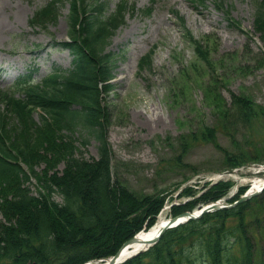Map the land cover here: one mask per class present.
I'll return each mask as SVG.
<instances>
[{"label": "trees", "instance_id": "1", "mask_svg": "<svg viewBox=\"0 0 264 264\" xmlns=\"http://www.w3.org/2000/svg\"><path fill=\"white\" fill-rule=\"evenodd\" d=\"M190 1L202 4L206 0ZM62 2L51 0L38 8L30 24L46 28L57 19ZM223 3L215 0L219 9ZM106 10L104 0H70L71 29L60 45L72 54V67L56 68L39 82L19 83L20 95L0 90V264H82L109 257L137 232L152 226L164 204L166 195L161 191L138 195L113 172L103 94L111 86L117 58L107 46L126 13L135 11L128 0H118L112 12ZM149 11L150 7L145 14ZM253 27L264 54V0L256 3ZM188 37L196 57L214 67L208 48L191 34ZM148 57L150 53L140 58V68ZM207 92L213 93L209 87ZM34 109L40 111L39 121L33 117ZM219 115L229 123L232 118L249 121L264 116V110L247 96L232 95L230 106L220 107ZM77 125L98 140L97 157L76 156L71 135ZM205 132L214 139V128L205 127ZM253 149L249 156L248 148L223 150L224 168L255 160L262 150ZM39 161L44 167L36 170ZM61 161L64 166L58 170L55 166ZM32 178L38 186L35 195L26 185ZM231 185L221 181L197 196L193 189H183L184 195L193 198L172 204L168 214L215 201ZM245 188L239 187L228 201L237 200ZM54 193L62 197L61 202L52 198ZM256 206L264 208V190L165 230L147 250L121 264H264V245L254 259L248 232L247 216Z\"/></svg>", "mask_w": 264, "mask_h": 264}, {"label": "rangeland", "instance_id": "2", "mask_svg": "<svg viewBox=\"0 0 264 264\" xmlns=\"http://www.w3.org/2000/svg\"><path fill=\"white\" fill-rule=\"evenodd\" d=\"M48 1L0 0V69L4 70L0 73V89L7 90L13 77L27 70H32L31 78L38 80L53 68L71 67L68 50L56 45L71 29L70 0L59 5L57 19L46 28L29 24L33 13ZM104 1L106 12H112L118 2ZM221 1L222 9L215 6V0L202 4L190 0H128L135 12L127 13L107 46L117 58L111 86L103 94L114 175L138 195L165 194L158 213L164 216L170 204L188 199L177 195L181 188L190 186L199 193L211 172L223 171L227 166L223 150L248 148L249 156L250 149L260 148V156L247 162L264 161V116L249 121L232 118L229 123L219 115L220 107L230 106L232 95L247 96L264 110V54L259 33L253 27L258 0ZM188 34L208 48L214 67L196 57ZM147 53L150 57L140 68L139 59ZM207 87L215 95L208 93ZM32 114L38 121L40 111L34 109ZM205 127L215 129L214 139L207 137ZM71 136L76 156L97 157L99 142L93 133L77 125ZM35 166L41 170L44 163L39 161ZM63 166L61 161L55 168L61 170ZM245 169L238 168L227 177H238L234 186L247 185L249 189L258 175ZM26 185L37 194L34 178ZM52 198L62 201L58 193ZM257 208L247 216L256 260L264 245V208Z\"/></svg>", "mask_w": 264, "mask_h": 264}, {"label": "water", "instance_id": "3", "mask_svg": "<svg viewBox=\"0 0 264 264\" xmlns=\"http://www.w3.org/2000/svg\"><path fill=\"white\" fill-rule=\"evenodd\" d=\"M259 191H256L252 194H246V195H243L242 197H240V199L238 201H236L235 203L237 202H240V201H243V200H246L248 199L249 197L257 194ZM233 203V204H235ZM233 204H228V205H222L220 204L219 202H215V203H211L210 205H206L204 206L202 209H200L199 211H196V212H190V211H184L176 216H172V217H169L165 220V223L163 224L162 228L159 230V232L157 233L156 236L150 238L146 243H147V246H150L151 244L155 243L158 238L161 236V234L167 229V228H170V227H174L178 224H181L183 222H186L187 220L189 219H193V218H198L200 217V215H202L203 213L205 212H208V211H212V210H217V209H220V208H223V207H229ZM136 241V235L131 237L130 239L126 240L123 245L120 247V249L113 255L111 256L110 258H107V264H117L119 263V259L123 253V251L129 247L130 245H132L134 242ZM136 254V253H135Z\"/></svg>", "mask_w": 264, "mask_h": 264}, {"label": "bare ground", "instance_id": "4", "mask_svg": "<svg viewBox=\"0 0 264 264\" xmlns=\"http://www.w3.org/2000/svg\"><path fill=\"white\" fill-rule=\"evenodd\" d=\"M264 185V176L258 177L252 180V184L249 188V191H254L255 189H260ZM167 219V216L162 215V213L158 214L156 221L154 224L148 228L141 230L139 233L136 235V241L127 247L119 261H122L126 259L128 256L134 254L135 252L144 249L147 246V241L156 236L159 230L162 228L163 224L165 223V220ZM102 264H107V260L103 262Z\"/></svg>", "mask_w": 264, "mask_h": 264}]
</instances>
